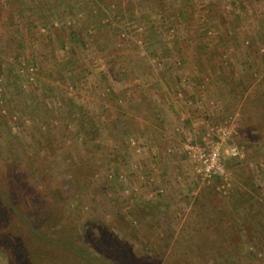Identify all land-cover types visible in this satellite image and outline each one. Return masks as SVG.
Instances as JSON below:
<instances>
[{"label":"rangeland","instance_id":"rangeland-1","mask_svg":"<svg viewBox=\"0 0 264 264\" xmlns=\"http://www.w3.org/2000/svg\"><path fill=\"white\" fill-rule=\"evenodd\" d=\"M0 264H264V0H0Z\"/></svg>","mask_w":264,"mask_h":264},{"label":"built area","instance_id":"built-area-1","mask_svg":"<svg viewBox=\"0 0 264 264\" xmlns=\"http://www.w3.org/2000/svg\"><path fill=\"white\" fill-rule=\"evenodd\" d=\"M33 68L26 71V79L33 81ZM22 72V71H21ZM235 121H227L224 125L208 126L201 134L199 141L186 146L185 154L191 163L194 172L202 182L210 183L213 180H220L218 190L226 195L229 187L226 169L222 160V147L226 140H229L235 130ZM230 157L241 159L242 151L236 147ZM154 192L151 196L160 194L162 190Z\"/></svg>","mask_w":264,"mask_h":264},{"label":"crops","instance_id":"crops-1","mask_svg":"<svg viewBox=\"0 0 264 264\" xmlns=\"http://www.w3.org/2000/svg\"><path fill=\"white\" fill-rule=\"evenodd\" d=\"M194 119H195V117H192L191 119L188 118L187 122L182 123V125H184V126H186V125L189 126V124H191L192 122H194ZM177 126H178V125H177ZM180 129H181V127H179V128H178V127H175V130H176V131H178V130H180ZM184 153H185V148H184ZM172 157H173V156H172ZM176 159H177V163H176V164H177L178 166H180V167L182 166L183 163H185L184 161H182L180 155L177 156ZM178 161H179V162H178ZM188 161H189V160H188ZM160 162H162L161 159L158 160V164H160ZM160 165H162V164H160ZM195 174H196V173H195Z\"/></svg>","mask_w":264,"mask_h":264},{"label":"clouds","instance_id":"clouds-1","mask_svg":"<svg viewBox=\"0 0 264 264\" xmlns=\"http://www.w3.org/2000/svg\"><path fill=\"white\" fill-rule=\"evenodd\" d=\"M234 152H235L234 148H225V154L226 155L233 154Z\"/></svg>","mask_w":264,"mask_h":264}]
</instances>
